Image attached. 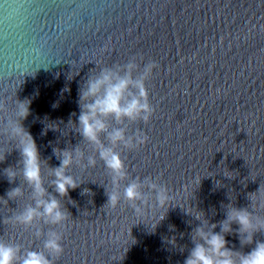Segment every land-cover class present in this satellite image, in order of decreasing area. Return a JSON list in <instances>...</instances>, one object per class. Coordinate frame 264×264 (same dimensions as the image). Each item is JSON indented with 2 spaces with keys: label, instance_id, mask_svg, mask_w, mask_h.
I'll use <instances>...</instances> for the list:
<instances>
[{
  "label": "water",
  "instance_id": "95a60500",
  "mask_svg": "<svg viewBox=\"0 0 264 264\" xmlns=\"http://www.w3.org/2000/svg\"><path fill=\"white\" fill-rule=\"evenodd\" d=\"M133 57L141 68L158 64L147 83L155 112L149 124L129 125L128 134L139 129L149 139L122 159L131 178L159 177L176 207L153 231L164 209L137 217L123 199L115 209L106 205L110 177L97 157L95 168L69 170L83 182L61 200L69 219L63 229L38 222L45 235L37 240L35 229L4 221L32 203V193L22 179L10 184L4 175L20 156L0 135V154L10 152L0 163V198L15 187L24 192L7 205L0 199V239L21 245V254L42 250L46 233L58 231L64 252L54 264H184L200 226L185 210L203 212L210 225L226 218L222 205L252 210L248 194L264 188V0H0V102L11 107L16 91L19 100H31L23 125L49 167L60 166L54 148L79 144L91 154L66 126L79 114L78 87L89 70ZM65 87L70 93H62ZM49 123L60 131L42 134ZM42 175L60 199L46 164ZM225 238L233 250L254 247L241 249L235 234ZM254 239L264 241V234Z\"/></svg>",
  "mask_w": 264,
  "mask_h": 264
},
{
  "label": "clouds",
  "instance_id": "9594fccd",
  "mask_svg": "<svg viewBox=\"0 0 264 264\" xmlns=\"http://www.w3.org/2000/svg\"><path fill=\"white\" fill-rule=\"evenodd\" d=\"M82 67L75 72L72 70L67 79L72 81L79 76ZM157 68L158 64L151 60L141 68L137 58L133 57L123 65L117 63L111 67H102L95 64L89 70L86 79L78 87L79 114L77 116L72 113L76 120L70 119L66 126L71 125L69 131L82 137V142L90 147L91 154L86 155V151L79 144L75 148L68 147L63 150L54 148L53 154L60 161L59 167H49L48 162L41 159L34 138L23 125V121L31 114V100H19L16 98V91L11 107L7 101L0 102V135L15 144L14 149L20 156L17 166L6 168L4 175L10 184L17 178L22 179L32 193V203L4 221L25 230L35 229L33 234L37 240L45 235L37 226L38 222L63 229L69 213L62 207L61 200L68 197L69 190H76L83 183H78L69 170L74 165L83 170L95 168L98 157L110 177V187L105 188L106 205L115 209L123 199L137 217H142L145 210L152 207L164 209L165 213L158 223L154 227L150 225L154 231L159 222L165 219L169 208L176 207L174 196L170 194L167 186L160 183L159 177L131 178L122 159V152L137 150L149 139L139 129L133 134H128V130L131 124H149L154 115L155 109L149 100L147 83ZM63 92L70 93V88L65 87ZM53 107L58 105L54 104ZM49 124L54 127H49ZM49 124L42 134L46 135L48 130L60 131L58 124ZM9 153L6 151L0 154V163L6 160ZM45 164L52 178L49 187L60 199L51 195L45 187L42 175V165ZM200 182V177L194 178V189ZM88 193L89 190L85 189L82 194ZM23 195L22 187H15L7 192V200L0 199L7 205L9 200H19ZM248 199L251 201V211L248 208H237L232 203L222 205L226 218L218 224L210 225L201 211L194 209L193 214V211L184 209L188 215L200 221V226L191 233L194 247L184 264H264V241L254 239L257 233L264 234V216L256 214L264 211V188L260 186L257 192L249 193ZM234 224L238 226L235 231L232 227ZM217 227L220 228L219 233L215 232ZM232 234L238 236L241 249L253 245L254 247L247 253L230 249L225 237ZM61 241V232L48 231L42 250H27L21 254V245L6 243L0 239V264H54L64 252ZM171 243L174 245L175 241Z\"/></svg>",
  "mask_w": 264,
  "mask_h": 264
}]
</instances>
